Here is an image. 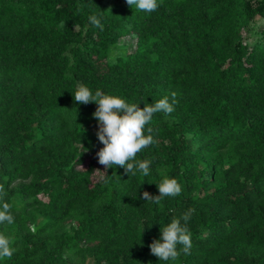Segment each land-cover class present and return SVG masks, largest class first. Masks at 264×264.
<instances>
[{
  "label": "trees",
  "instance_id": "16d2710c",
  "mask_svg": "<svg viewBox=\"0 0 264 264\" xmlns=\"http://www.w3.org/2000/svg\"><path fill=\"white\" fill-rule=\"evenodd\" d=\"M157 4L0 0V211L14 217L0 234L15 249L0 264H264V27L242 38L264 0ZM124 36L133 50L108 62ZM80 85L141 108L176 94L145 125L149 175L101 172L98 105L74 101ZM165 177L179 195L140 198ZM188 209L190 253L159 261L148 245Z\"/></svg>",
  "mask_w": 264,
  "mask_h": 264
},
{
  "label": "clouds",
  "instance_id": "9594fccd",
  "mask_svg": "<svg viewBox=\"0 0 264 264\" xmlns=\"http://www.w3.org/2000/svg\"><path fill=\"white\" fill-rule=\"evenodd\" d=\"M126 3L129 7L135 5L139 10L147 13L154 12L158 7L157 0H126ZM88 19L93 26L103 30L101 19L96 15H90ZM175 96L176 94L173 93L171 103L165 97L155 104H144L141 108L137 104L126 103L121 98L103 94L100 90H96L93 95L88 87L80 85L74 93V101L84 105L95 102L98 105L92 116L98 122L97 139L103 144V147L96 153L97 162L103 166L104 170H97L107 173L112 166H119L128 176L129 174L135 176L137 171L144 176L149 175L151 161L135 159L138 152L155 143L151 127L147 129L148 135L144 134L145 125L152 120L154 113L163 111L165 114H171L177 103ZM81 147L83 151H86L82 144ZM157 188L159 195L154 196L144 191L140 198L159 204L165 197H175L182 191L175 178L167 177L162 179ZM0 194H5L2 185H0ZM9 209L10 205L4 203L3 210L0 211V223L14 222ZM194 211V209H188L180 218H173L166 226L160 228V238L154 239L148 245L151 254L159 261L170 259L174 261L181 251L184 254L190 253L191 233L186 227V222ZM182 220L185 222L183 225ZM14 251L15 249L10 247L9 239L0 234V258H10Z\"/></svg>",
  "mask_w": 264,
  "mask_h": 264
},
{
  "label": "rangeland",
  "instance_id": "374dc122",
  "mask_svg": "<svg viewBox=\"0 0 264 264\" xmlns=\"http://www.w3.org/2000/svg\"><path fill=\"white\" fill-rule=\"evenodd\" d=\"M111 0H104V4L108 5ZM259 0H247L249 5H255ZM264 27V18L260 16H254L247 25V28L242 33V38L246 43H253L260 40L259 29ZM134 48L133 38L131 36H124L118 39L115 43L111 44L106 54V60L111 62L116 55H122L124 53L132 51ZM99 171H95L93 179L98 176ZM87 264H91L89 259L86 260Z\"/></svg>",
  "mask_w": 264,
  "mask_h": 264
}]
</instances>
